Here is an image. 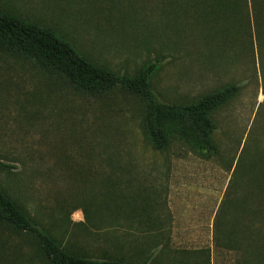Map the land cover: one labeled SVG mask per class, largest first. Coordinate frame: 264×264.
<instances>
[{
    "label": "rangeland",
    "instance_id": "374dc122",
    "mask_svg": "<svg viewBox=\"0 0 264 264\" xmlns=\"http://www.w3.org/2000/svg\"><path fill=\"white\" fill-rule=\"evenodd\" d=\"M209 4L0 0V8L52 28L119 73L133 76L156 62L151 83L164 101L190 102L227 84L240 85L213 115L216 152L176 138L160 151L145 135L146 104L139 95L121 87L89 94L35 59L0 47V161L13 165L0 168V186L79 252L101 257V240L83 232L85 206L97 208L103 198L99 187L79 175L105 172L109 143L134 158L131 174L147 175L154 187L164 228L148 235L159 234L166 243L165 252L156 251V263L241 264L237 250L219 245L214 221L234 179L259 151L264 158V27H214ZM0 264L52 263L37 240L0 221Z\"/></svg>",
    "mask_w": 264,
    "mask_h": 264
},
{
    "label": "trees",
    "instance_id": "16d2710c",
    "mask_svg": "<svg viewBox=\"0 0 264 264\" xmlns=\"http://www.w3.org/2000/svg\"><path fill=\"white\" fill-rule=\"evenodd\" d=\"M207 1H210L214 27H264V0ZM0 47L35 59L45 68L63 74L89 94H103L121 87L139 95L146 104L145 135L152 147L160 151L168 149L172 139L176 138L197 150L216 152L214 132L217 125L213 115L240 91L239 84L231 83L190 102L164 101L151 83L156 62L147 63L133 76L119 73L82 54L52 28L2 8ZM106 146L113 151L104 158L105 172L79 175L82 180L87 178L86 182L89 179L93 187H99L103 198L97 208L95 203L85 206L84 230L87 231L83 232L84 235L95 234L92 238L101 240V245L96 248L101 257L90 256L86 251L81 253L73 243L65 244L54 232L41 226L2 186L0 221L37 240L52 264H158L154 255L156 251L165 252L166 243L159 234L153 238L148 235L164 228L152 193L154 187L147 185V175L131 174L136 167L134 158L122 156L117 145L108 143ZM3 167L12 168L13 165L0 161V168ZM140 178L145 182L136 183ZM233 182L236 186L229 189L231 192L221 203L214 221L216 239L219 245L237 250L242 257L241 264H261L264 254V220L260 219L264 214V158L261 151L243 176ZM93 228L103 230V233H95ZM174 261L184 264L181 259Z\"/></svg>",
    "mask_w": 264,
    "mask_h": 264
}]
</instances>
